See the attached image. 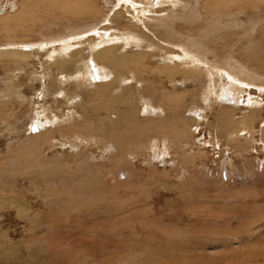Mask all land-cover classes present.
I'll use <instances>...</instances> for the list:
<instances>
[{
	"label": "rangeland",
	"instance_id": "rangeland-1",
	"mask_svg": "<svg viewBox=\"0 0 264 264\" xmlns=\"http://www.w3.org/2000/svg\"><path fill=\"white\" fill-rule=\"evenodd\" d=\"M28 2L0 0V51L14 48L7 54H0V93L20 89L26 97L23 102L15 99L8 105L0 104V264H264V89L260 87L264 83V0H248L245 4L232 7L229 12L215 14L220 15L218 17L208 14L205 17L201 14L203 0L192 1L186 13L181 14L182 18L190 21L191 25L209 23L205 33L190 31L195 34L188 40L192 50L202 55L208 50L218 51L222 44L221 53L226 55L224 58L217 56L216 63L223 68L236 70L239 65L243 66L248 80L256 85L241 88L234 82L241 95L242 89L246 93L242 99L240 96L232 99L229 85L224 86L225 98L220 104L213 102L211 109L202 99L208 97L211 100L215 96L202 95L205 88L181 81L176 88L168 86L170 92L184 94V103L179 111L172 110V121L167 125V143L161 141L165 137L162 134L161 139L156 134L159 140L155 141L160 149H164L162 143H165L172 157L162 161L159 157L150 159L153 151L147 148L154 139L150 132V139H146L142 128H139L135 134L137 147L133 149L136 158L123 163L126 166L119 167L117 174L106 163L103 169H106L105 175L100 173L97 180L99 184L96 188L105 185L99 193L93 192L96 189L87 191L80 187L66 189L70 182L68 179L62 181L58 176L61 171L80 174L88 164L75 161V154L88 151L82 147V142L71 149L69 141H66L69 140L66 136L71 126L63 121L60 125L53 121L60 120L67 111L61 103L62 99L52 95L60 86L57 80L64 83L67 93H72L68 88L73 86L54 72L57 73L58 68L64 72H71V69L58 67L51 78L32 82V71L43 72L37 59L28 58L27 47L33 51L38 46L44 47L35 53L36 58L44 60L51 42L58 45L61 40L68 42L73 37L79 41V37L91 34L95 29H99L104 41L112 44L108 42L111 37L101 30L112 27V35L116 27L120 28L119 21L125 27L126 20L133 28L140 26L145 36L149 32L145 28V21L155 20L156 16H153L154 19L148 15L143 19L139 17L138 9L144 11L142 5H146L145 0H103V12L108 21L103 18L99 22L91 21V24L83 17L68 16L54 2ZM171 6H160V11L156 9L163 14V17H157L158 20L156 18V37L158 41L165 42L161 30L169 29L176 32L177 40L186 44L188 41L180 36L189 32L187 22L180 21L181 27L175 31L172 28L174 19L179 18L180 13L171 14L174 12ZM134 9L137 14L135 20L131 21L130 11ZM154 11L151 10V13ZM166 14L172 18L171 21H167ZM153 25L147 23V26ZM133 34L139 36L141 32L135 34L133 31ZM98 36L96 30L95 37ZM83 40L78 43L77 50L81 48ZM213 40L220 45L215 44L216 48H213ZM69 43L71 47L75 45L73 40ZM126 48L134 54L138 47L132 44ZM85 59L95 60L92 47ZM55 64L56 61L51 62L49 67ZM195 64L199 65L198 62ZM101 81L108 82L110 79ZM236 81L242 84L241 79L237 78ZM45 89L51 94L50 97H42ZM218 90L216 88L215 91ZM80 93L83 99L75 104L79 112L89 103L98 104L100 109L102 101L88 100L93 92L87 90ZM247 97L253 99L252 103L256 100L263 102L258 118L255 121L252 119L248 126L243 115ZM43 108L48 109L46 118ZM228 108L234 109L233 118H236L233 121L237 128L228 131L232 135L230 140L224 135L223 125H219L220 115ZM117 109L122 111L128 108L118 105ZM136 109H139V104H136ZM99 112L95 111L94 114L102 117V112ZM185 115H192V118H185ZM46 120L47 124L42 127ZM78 121L79 118L73 122L77 124ZM186 122L191 124L188 132L192 133V141H187L191 146L183 151L175 137L178 133H184ZM78 132L85 142L87 136L80 129ZM94 135H101V132ZM35 137L33 141L43 140L42 152L38 156H43L44 160L25 155L21 163H12L19 155L24 156V153L33 150L29 139ZM60 140H65L68 145L65 146ZM240 143L246 149H241ZM93 150L99 154L96 147ZM108 152L112 157L114 151L111 147ZM184 153L188 155L185 159L187 162L183 160ZM194 154L198 156L190 159ZM51 176L55 185L53 188L43 180ZM26 206L30 207V211H24Z\"/></svg>",
	"mask_w": 264,
	"mask_h": 264
},
{
	"label": "bare ground",
	"instance_id": "bare-ground-1",
	"mask_svg": "<svg viewBox=\"0 0 264 264\" xmlns=\"http://www.w3.org/2000/svg\"><path fill=\"white\" fill-rule=\"evenodd\" d=\"M43 1L44 2L45 1L54 2V4L60 5L61 8L64 9V13H66L70 17L72 16V18L83 17L84 20L88 22L89 21L99 22L103 18H107L106 20L108 21V17H105V13L103 12L105 8V6L102 4L103 0H42V3H44ZM192 1L193 0H145V2H147L146 5H142L145 7L144 11L141 8L138 9L139 17L140 18L142 17L143 19L144 17L148 15L150 17L152 16L151 17L152 19H154L153 16H156V18L157 17L160 18L159 16H162L163 14L162 12H159L160 10L158 9V7L161 6L162 8H164V5L171 4L172 5L171 8L174 11L171 14L180 13V17L177 19H174L175 24L173 25V27L170 26V29L172 27L176 31L178 28L180 29L181 22H187L185 24L188 26L189 32L181 34L180 38H183L184 40L188 41L192 37H195V34L191 33L190 31L193 30L192 32H196L197 30V31H202V33H205L209 25V23H205V24L200 23L198 25H191L190 21L182 18L183 16L181 14H183L184 12L186 13ZM247 1L248 0H203L201 14L205 15V17H206V14H208L209 16L211 15L214 17H218L220 15L215 16V14H219V12H229L233 9L232 7H235L236 5H240L242 3L245 4V2ZM154 2H157V4H155ZM153 5L155 6L154 9L151 8ZM125 8H126V12H129V9L127 7ZM178 8L179 10L177 11ZM156 9H158L159 11ZM151 10H155V11L151 13ZM136 14L137 12H135V9L131 10L130 20L131 19L135 20ZM168 16L167 14L165 15V17L168 18L167 21L169 19L171 21L172 18ZM156 18L155 20H151V19L150 20L147 19L148 21L146 19H145L146 21L144 20L145 28L149 30V32L145 36L142 34L144 31H141L140 26L133 28V26L129 24L126 20H124L126 23L125 27H123L121 22L119 21L120 28L116 27V29H114L116 32H113L112 35L110 34L111 30L113 29L112 27H108V28L104 27L105 29L103 30H101L100 28L101 32H107V36L111 37V41H108V42H112V44H108L106 41H104L105 38L103 35H101L100 32H98L99 29H95V31H92L91 34H86L85 32L86 35L84 34L85 36L79 37L80 38L79 41H77V39L73 37L71 40H73V43H75V45H72V47L70 46V43H69L71 40L68 41L67 40L68 38H66L68 42H65V40L61 42L62 41L61 40L59 43L60 45L59 44L53 45V43L51 42L49 45V47L51 48L46 50V57L44 60L40 58H36V55H35L37 51L43 50L44 47L38 48L39 47L38 46L35 51H33L31 47H27V50L32 51V52H28L25 49L27 51L28 58L37 59L36 62L38 63L39 68L42 70L45 76L44 77L43 74H39L38 70L32 71V74L30 76V79L32 82L38 79L42 80V78L47 80L46 77L51 78L52 75L54 76L55 74L57 77L60 75L64 77V80H67L65 83L71 82L73 84L72 88H68L70 91H72V93H67V90L64 87V83L61 80H57L60 86L57 84L59 87L52 94L57 99L61 98L62 99L61 103H63V105L67 108L65 115L59 118L60 120L58 121L54 119L53 120L54 123H57L58 125H60V122L61 123L64 122V123H67L69 126H71L70 129L67 128L69 131H67V136H66L67 138H69V140L66 139V141H69V145L71 149H73L76 145L82 142V147L88 150V151L82 150L81 152L77 151L78 153L75 154L76 162L88 163L87 166L83 167L84 169H82V173L76 174V175H74L75 173L72 174L71 172H66V171H61L59 173L58 175L59 179H61L62 181L64 179H68V181L70 182V183L68 182L69 187L67 186L66 189L72 190V188L80 187L83 189H88L87 191H93L94 189H96L93 191L94 193L102 192L105 185L99 186L98 188L96 187H97V184H99L97 180H99L100 178L99 176L100 173L102 174L103 172L105 175L106 169L105 171L103 169L104 167L107 166L106 163H109L108 165L112 167L111 169H114L113 170L114 174H117L116 170L119 169V167L123 168L126 166V165L123 166L124 165L123 163H129L130 158H133V159L136 158L135 156L136 152H134L133 149L137 147V143L135 142V138H136L135 134L136 132H138L137 130L139 128H142V133L145 135L146 139L147 138L150 139V133L152 135V138L154 139V140L152 139L153 141L150 142V147L147 148L148 151L149 150L153 151V155L150 157V159L159 157V159L162 161L163 159L172 157L169 149L165 146V143H167V140H168V137H166L167 125L172 121V117L174 114L172 110L178 109L179 111V107L181 106V104L184 103V94H179L176 92L172 93L167 89L168 86L176 88V84L181 81L184 83L192 82L193 84L189 83L191 86H194V87L201 86L202 89L205 88L202 95L212 96V94H214L215 96V97H211V100H209L208 97H204L202 99L204 100V102H206L207 108L211 109L213 102L220 104L225 98L223 96L224 86L229 85V91L231 95L233 96V97L231 96L232 99H236L235 97L237 96H240V98L242 99V96L246 93H244V89H242L241 90L242 95H241L240 89L238 88V86H241V88H244V86L256 85L255 83H253L252 80H251L252 82L248 80V78L246 77L248 76V73L246 72V70L244 71L245 68L243 66L239 65L236 70L235 68H223L222 65L216 63V60H217L216 57L218 56L219 58L223 53V52L221 53V48H220L222 44L220 45V43L219 44L216 43V40H213L212 46L214 48L216 46L215 44L220 45V47H218L217 49L218 51H215V49H213L212 51L208 50L209 51L208 53L204 52L202 55H199L192 50L193 48H191L190 41L184 44L185 42L183 43L177 40L176 32L170 31L169 29L161 30L162 37H163V40H165V42L158 41V38L156 37L157 35L156 29L158 28V26L156 25L157 23ZM164 18L162 19L164 20ZM174 20L172 22H174ZM148 22L154 23L155 25L151 27L147 26ZM172 22H169V23L171 24ZM178 22L180 23L178 24ZM91 24L93 23L91 22ZM96 30L99 35L98 37H95ZM133 31L135 32V34L137 32L138 33L141 32V35L139 36H137V34L134 35ZM218 32L220 31L218 30ZM221 34L223 35V33ZM225 36L227 37L228 35L226 34ZM60 38L63 39L64 37L63 38L60 37ZM82 39L84 40L83 42H81V48L77 50L76 47L77 45H79L78 43H80ZM54 42L57 43L56 41ZM141 43H142V46H140ZM225 43L227 42L225 41ZM132 44H135L138 47L136 48L134 54L130 53L131 51L128 52V48H126ZM104 46H108V47H104ZM91 47L94 52L95 60H91V59L86 60L85 57L90 52ZM208 48H209V45H208ZM222 48H224V46H222ZM11 49L14 50V48H11ZM11 49L0 51V54H5L9 50L11 51ZM156 52H159V53L156 54ZM51 55H60L61 57H52ZM225 55L226 54L222 55V58H224L223 56ZM105 58H108V59L105 61L104 60ZM85 60H86V63H85ZM55 61H56V64L53 67H49V64ZM197 62L199 63V65L195 64ZM63 66L69 67L71 69V72H67V71L64 72L62 69L58 68V67H63ZM55 68H58L56 69L57 73L54 72L53 74V71ZM16 75L18 74L16 73ZM237 78L241 79L242 84L236 81ZM106 79H110V81L101 83L102 82L101 80H106ZM11 82L12 80L10 81V83ZM234 82L238 86L236 85L234 86L233 85ZM140 84H142V86H139ZM230 86L233 88V91H231ZM260 87L264 89V83H261ZM216 88L219 90L215 91ZM45 90L46 92L44 93V95L43 93L41 94L42 97L43 96L45 98L50 97L51 94L48 93L47 89ZM87 90L90 92H93V94L88 98V100H95V102L102 101V106L99 109L98 104L89 103V104H86L82 108V110H80L81 112L80 113L78 111L79 110L78 106L77 105L75 106V104L76 103L78 104V102L81 99H83V95L80 93V91H87ZM12 92H9V93L6 91L1 92L0 93V104L6 103L8 105L15 99L20 102L21 101L23 102L26 99L25 95H23L20 89H17L16 92L14 93ZM173 98H175V102ZM252 102H253V99L250 97H247V103L245 106L246 108L243 111L244 120L247 121V126L251 123L252 119L255 121V119L258 118L260 108L263 105V102L258 103L257 100L255 101V103H252ZM136 104H139V109H136ZM156 104L159 105L158 106L159 108L157 107ZM7 105H4V106L6 107ZM118 105L124 108H128V109L119 111L117 109ZM217 108L218 107H216L215 109ZM9 109H11L10 106H9ZM42 111H43V116L46 118L47 115H45V113L48 111V109L43 108ZM95 111H100L99 113L102 112V117L100 115L96 116L94 114ZM233 113H234V109L228 108V110L223 111L222 112L223 115L221 114L219 117V125H223L222 130H224V135H227L228 137L227 136L226 137L229 140L232 135H230L231 133L228 131H230L236 125L233 121V119L236 118V117L233 118V115H234ZM51 114L52 113L49 112V116H51ZM112 115H116V116L111 117ZM78 118L80 119V121H78L79 123L77 122V124H75L73 121H76ZM185 118L190 119L192 118V115L190 116L185 115ZM91 119H96V121H91ZM142 121H144L145 123L142 124ZM47 122L48 120H46V122L43 123L41 126L42 127L45 126ZM177 122H178V119H177ZM189 127H191V124L187 123V125L183 127L184 128L183 134H179V133L177 134V132L174 133V134H177L175 138L180 142V145L178 147H180V149H182L183 151L185 150V148L189 149V146H191V145H188L187 143L188 140H191V136H192L191 135L192 133L190 131L188 132ZM78 129H80L81 132L85 136H87L85 142L82 141V138H80L81 133L78 132ZM239 131L241 132V130ZM96 132H101V135L95 136L94 133ZM156 134L159 135V139H161L160 137L161 134L165 135V137L161 139V141L163 140L165 142V143H162L164 145L163 146L164 149H160L156 145L155 140L157 141L159 140L157 137H155ZM37 137L29 139L30 143L32 144L33 150L30 152L24 153V156L19 155L18 156L19 158L17 157L12 163H21L22 161L25 160L26 158L25 155H31V157L35 158L36 156L41 154L43 140L33 141ZM172 140L174 139L172 138ZM177 140L174 142H177ZM66 141L64 140L61 142L66 146L68 145ZM232 141L235 142L234 140ZM171 144H173V142ZM248 144H245V145H248ZM239 145L241 146V149H244L245 146H243L241 143ZM109 146L114 151L112 153V157L110 156L108 152V149L110 148ZM95 147L98 149L99 154H97L96 152L95 153L93 152L94 151L93 149ZM61 148H64V147H61ZM244 155H241V156H244ZM197 156L198 155L194 154L193 156L190 157V159L194 160ZM187 157L188 155L186 156L184 153V156H183L184 162H187L185 160ZM38 158L41 160H44L43 156H38L37 159ZM242 159L244 160V158ZM174 162H175V159H174ZM50 167H51V164H50ZM105 179H106V176H105ZM43 180L48 182V185L50 188H53L55 186L53 176L43 179ZM66 183L67 182H65V185ZM57 184H59V181H57ZM51 190H54V189H51ZM68 195H71V194H68ZM106 195L108 194L106 193ZM99 196L101 195L99 194ZM19 208L21 209V206ZM27 210L30 211L29 206L24 207V211H27Z\"/></svg>",
	"mask_w": 264,
	"mask_h": 264
}]
</instances>
